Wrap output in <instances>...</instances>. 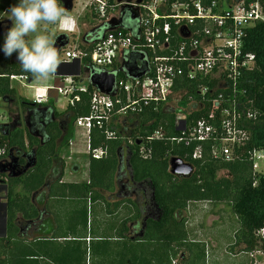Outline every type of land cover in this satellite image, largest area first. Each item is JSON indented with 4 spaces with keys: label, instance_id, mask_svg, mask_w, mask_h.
Listing matches in <instances>:
<instances>
[{
    "label": "built area",
    "instance_id": "obj_1",
    "mask_svg": "<svg viewBox=\"0 0 264 264\" xmlns=\"http://www.w3.org/2000/svg\"><path fill=\"white\" fill-rule=\"evenodd\" d=\"M123 7L138 19V24L126 32L120 22ZM85 8L98 25L116 20L114 27L95 42L61 50L62 66L78 60L89 66V78L93 72L116 76L115 94L102 93L92 86L88 114L75 119L74 126L87 132L88 154L95 159L108 155L107 146H91L94 128L100 129L107 140L116 139L119 131L112 127L113 120L140 115L152 104L156 108L171 106L177 93H183L175 103L179 110L176 125L183 128L180 134L168 137L157 129L148 140L168 137L177 144H194L192 158L197 160L202 158L203 144L208 141L214 157L231 158L235 148L250 139L244 122L256 119L257 111L248 105L253 102L247 100L246 83L256 67V55L246 49V36L256 23L264 22V0H88ZM63 32L72 33L73 23L65 21ZM57 77L63 78L62 86L35 87L32 101L46 103L49 89H54L67 96L73 106L80 100L76 91H88L89 78L87 85L76 86L75 75ZM10 78L29 81L23 74ZM186 84L202 99L187 96ZM207 97L208 111L187 119L188 112L203 109ZM182 102L188 107H179ZM263 150H254V168L264 157ZM150 152L143 143L140 155L147 158ZM256 237L260 246L249 254L252 264H261L258 255H264V227Z\"/></svg>",
    "mask_w": 264,
    "mask_h": 264
},
{
    "label": "trees",
    "instance_id": "obj_2",
    "mask_svg": "<svg viewBox=\"0 0 264 264\" xmlns=\"http://www.w3.org/2000/svg\"><path fill=\"white\" fill-rule=\"evenodd\" d=\"M12 5V0H0V19ZM120 22L122 25V20ZM123 27L125 32L132 28ZM111 28L110 21L103 22L87 32L84 40L87 43L95 42ZM246 49L256 55V67L249 72L246 87L247 100L253 102L248 105L257 111V117L244 122L251 137L244 145L235 148L231 158L214 157L211 150L212 143L208 141L203 144L202 158L194 160L192 158L194 144L185 146L168 138L180 134L176 125L179 110L163 105L156 108L152 104L140 115L128 117L134 120L135 127L127 138L123 134L121 137L119 132L118 138L107 140L100 129L92 130L91 146L93 148L107 146L108 155L102 159H95L90 154V182L67 184L71 192L80 197H88L93 189L116 191L117 177H122L121 172L125 166L123 161L120 162V154L124 148H127V167L133 182V189L129 194H134L135 199L127 198L126 201L135 206L136 213L123 224L126 228L129 221L140 219L144 228L141 238L143 242L154 238L167 237L170 241H174L185 237L184 213L190 204L202 201L212 204L226 203L237 218L239 228L234 236L232 250L240 247L241 251L249 253L257 249L260 243L256 232L264 227V173L255 170L252 154L254 150L264 149V22H258L248 30ZM14 74L27 75L29 80L33 81L32 75L22 70L20 62L11 61L10 57L2 54L0 107L7 108L8 123L0 124V150L3 151L0 154V163L9 160L11 155L19 157L20 163H24L23 155L32 153L36 163L20 177L1 175L7 187L8 208L7 236L0 237V264H31L30 259L12 261L13 258L10 257L13 254L12 244L17 243L15 239L18 213L25 211L26 207L31 205V194L46 183L54 160L58 157L60 142L65 140L68 143L72 139L75 119L88 114L90 92L93 87L88 84L87 92L76 91L80 95V100L73 106L68 104L63 113L56 110L57 97L53 96V92L57 93V91L54 89H49V99L43 104L23 98L20 102L23 113L32 112L28 126L25 128L20 125L19 116L13 117L11 109H8V105L15 99L16 90L11 86L10 78ZM57 79L59 78L54 76V85ZM186 85L187 96L192 95L202 99L192 86ZM203 103V109L188 112L187 119L204 115L209 109L208 97ZM59 117L62 118L61 124L57 120ZM61 127L64 130L67 128L69 134ZM157 129H162L168 137L148 140ZM143 143L151 150L147 158L140 155V147ZM172 157H179L190 163L194 169L192 175L182 177L172 174L169 165ZM221 170L228 171V175L217 178L216 174ZM98 196L97 193L93 195L94 198ZM35 214L37 211L32 210L31 217ZM140 264H149L148 258L145 257Z\"/></svg>",
    "mask_w": 264,
    "mask_h": 264
},
{
    "label": "crops",
    "instance_id": "obj_3",
    "mask_svg": "<svg viewBox=\"0 0 264 264\" xmlns=\"http://www.w3.org/2000/svg\"><path fill=\"white\" fill-rule=\"evenodd\" d=\"M16 1L12 0V6ZM7 12L8 10L5 12V16L8 19ZM65 21L68 24L75 23L76 26V22L72 20L71 16ZM82 42L87 44L84 39ZM66 48L68 50L72 48L71 38ZM2 49L3 43H0V56L4 54ZM14 56H17V53H13L10 57L11 61H13ZM65 67L86 70L85 64H80L78 60L72 64L60 66L58 72L61 73V69ZM53 85L54 77L42 87ZM58 102L59 98L55 100L56 110L63 113L66 110V105L64 109H60ZM57 120L61 124L62 118L59 117ZM62 130L69 134L67 128L65 130L62 128ZM79 134L76 133V135ZM59 150L60 146L58 147V157L54 160V165L48 174L46 183L31 194V205L27 206L25 211L18 213L15 239L17 243L12 244L13 254L10 256L13 258L12 261L30 259L31 264H140L147 257L149 264H214L219 262L221 250L228 257H239L243 253L248 254V252L239 251V247L234 250L228 249V246L233 245L231 243H234L235 238L227 239L225 243H221L222 240L217 237L223 230L221 227H189L187 213H184L186 217L185 237L177 238L174 241H170L165 237L143 242L144 240L141 238L143 237L144 228L141 226L140 219L129 221L126 228L123 224L126 219L132 218L136 213L135 206L126 201L127 198L135 199L134 194H129L133 189V182L131 175L128 178L127 174V170H129L127 167V148H124L120 154V162L123 161L125 166L121 172L122 177H117L116 180L117 187L120 185L121 189L115 198L111 194L116 191L107 192L101 189H93L88 197H80L72 193L67 184H88L90 182V159L88 156L90 154L86 152L88 158L84 163L85 176L81 180H76L75 175L69 170L66 157L63 154L61 157L59 156L61 154H59ZM78 151L80 150L73 149L71 153L77 154ZM69 159L70 156H68ZM80 169L81 165L76 164L74 170L80 172ZM6 190L5 181L0 182V207L3 206V210L0 209V237L7 236L8 205ZM96 193L99 195L98 198L93 197ZM104 193L109 195L106 196ZM121 193H125V195L121 196ZM63 200L65 202H83L81 204L82 210L77 206H72L69 210L70 214L68 216L73 217L74 214L77 216V222L71 228L69 224L68 228L65 225L61 227L56 217V214H60L62 207L60 205ZM201 203L204 202L201 201ZM206 203L209 202L203 204L205 208L207 207ZM84 204L86 207H84ZM89 206L91 207V213L97 214V225L94 226L95 228L83 229L84 227L80 228L82 224L85 221L87 224L89 222ZM32 210L37 211V214L31 217ZM105 218L108 219L106 223L103 222ZM109 223L110 227L106 225ZM79 229H82V231L78 232ZM209 256L210 261L208 262L206 258ZM252 261V258H250L244 264H252Z\"/></svg>",
    "mask_w": 264,
    "mask_h": 264
},
{
    "label": "rangeland",
    "instance_id": "obj_4",
    "mask_svg": "<svg viewBox=\"0 0 264 264\" xmlns=\"http://www.w3.org/2000/svg\"><path fill=\"white\" fill-rule=\"evenodd\" d=\"M20 0H17L14 5L19 4ZM88 3V0H75L74 2V8L72 12L68 13V18L71 16L72 20H75L76 26H75V31L74 33H67V35L71 38V46H74L76 44H79L81 47H84L83 41V36L85 33L89 32L91 29L96 27L98 24L97 20H95V17L92 15L89 11V8H85V5ZM6 18V16L4 15ZM49 28L51 32L55 34V39L58 34L63 33V27L59 28L57 26H48V25H42V28ZM5 37L0 38V43H4ZM64 57V53H61L60 58L62 59ZM3 66H5L2 63ZM62 74H67V75H75L76 77L73 78L75 85L76 86H81V85H87L88 84V78L89 74L87 71L84 69H78L76 67H65L61 69ZM61 74V75H62ZM59 78V77H58ZM62 80L63 78L57 79L56 86H62ZM50 82V80L48 81ZM46 83H38L36 81H26V80H11V86L15 88L16 93H15V99L14 101L8 105V109H11V115L13 117H18L21 120V126L25 127V114L22 111V107L20 106V102L22 101L23 98L28 99V100H33L36 92V88L38 86L45 85ZM36 87V88H35ZM181 95L183 93H177L174 95L172 99L171 106L172 108L177 109V106H175V103L178 99H180ZM53 96L57 97L56 100L59 98L58 102V107L60 109H64L65 105L67 107L68 103V97L62 95L57 91L53 92ZM1 103V102H0ZM2 106V105H1ZM179 107L181 108H187L188 104L187 102H182L179 104ZM7 108L5 107H0V124L2 123H8V117H7ZM193 111V110H192ZM133 119V118H132ZM19 120V121H20ZM134 120H131L130 118H124L120 117L115 120H113L112 127L117 129L125 138L130 134L131 130L135 127ZM78 132L79 135H76ZM63 141V140H62ZM76 149L80 150L78 151L77 154L71 153V150ZM87 132L83 130L82 128H77L74 127V135H72V140L71 142L69 141L66 143L64 140L61 142L60 145V150H59V156L63 154L68 162V167L69 170L71 171L72 174L75 175L76 180H81L85 176V161L87 160ZM264 154V150L261 152ZM66 154V155H65ZM68 156H70V159L68 160ZM89 156V155H88ZM84 161V162H83ZM81 165L80 172L78 170L75 171L74 168L76 164L78 163ZM257 165L258 167H255V170H257L260 173H264V157L259 158L257 160ZM128 178L130 177V172L127 170ZM228 175V171L226 170H221L218 171L216 176L217 178H220L222 176ZM0 180H2V177L0 176ZM127 184V183H126ZM121 189V186L119 185L117 187V190L114 194H111L114 198L116 197L117 194H119V190ZM129 189V188H128ZM106 196L109 195L108 193H104ZM125 195V193H121V196ZM83 202L80 201H67L65 202L63 200V203L60 205L61 210L60 214L57 215L56 217L58 218L61 227L66 226L73 227L75 226V223L77 222V216L74 214L73 217L71 215L68 216L69 210L71 209L72 206H77L79 207L80 210H82ZM202 204V205H201ZM197 202V203H192L190 204L189 208L186 210L185 213L187 218H188V226L189 227H198V226H213V227H221L223 230L219 235L217 236L220 238L222 241L221 243H225V240H231V238H234L235 231L239 228V223L237 218L233 215L232 211L230 210V207L226 203H218V204H210L206 203L207 207L205 208L203 206L204 203ZM63 205H65L63 207ZM84 207L85 204H84ZM95 209V207H94ZM91 207L89 206V222L85 221L80 228L86 229V228H91V227H96L97 225V214L91 213ZM212 215V216H211ZM74 218V219H73ZM76 218V220H75ZM115 220V219H114ZM93 221V222H92ZM108 221L107 218L103 220L104 223ZM108 227H110V223L106 224ZM94 227V228H95ZM82 229H79L78 232H81ZM233 244V243H231ZM232 248V246H228V249ZM238 248V247H236ZM235 249V248H234ZM241 248L239 247V251ZM221 253L219 254V262L214 263V264H244L245 261L248 262V260L251 258L249 257L248 254H241L239 257H228L227 255H224L222 252L223 250L220 251ZM208 259V260H207ZM258 259L261 264H264V255L259 256ZM206 260L209 262L210 261V256L206 258ZM204 262V260H203ZM200 263V261H198Z\"/></svg>",
    "mask_w": 264,
    "mask_h": 264
},
{
    "label": "clouds",
    "instance_id": "obj_5",
    "mask_svg": "<svg viewBox=\"0 0 264 264\" xmlns=\"http://www.w3.org/2000/svg\"><path fill=\"white\" fill-rule=\"evenodd\" d=\"M6 14L13 26L5 37L2 49L4 55L11 57L17 53L24 72L30 73L38 83L48 82L57 74L62 61L55 46V34L49 28H42V25L62 28L68 18V11L60 0H20ZM137 24L138 19L133 18L130 11L124 14L123 26L133 27Z\"/></svg>",
    "mask_w": 264,
    "mask_h": 264
},
{
    "label": "water",
    "instance_id": "obj_6",
    "mask_svg": "<svg viewBox=\"0 0 264 264\" xmlns=\"http://www.w3.org/2000/svg\"><path fill=\"white\" fill-rule=\"evenodd\" d=\"M141 0H138L140 2ZM74 2L75 0H60V3L63 7L68 11V13L72 12L74 8ZM133 18L136 17V14L131 15ZM112 28L114 27L116 20L110 21ZM12 26V21L10 19H6L3 21H0V38L3 36H6L8 30ZM69 44V37L66 33L58 34L56 37V47L59 50V53H61V50L65 48ZM62 66V64L60 65ZM62 73L57 72V75H61ZM131 74V73H130ZM133 76H139L136 74H133ZM116 76L114 74H108L106 72H93L90 75L89 82L90 84L97 88L100 92L106 93L108 95H114V84H115ZM31 82V80H29ZM182 127H179L178 130H182ZM36 163L35 156L33 158L28 159V161L22 165L20 163L19 157H14L11 155L9 157V160L5 162L0 163V174L1 173H9V177H20L24 173H26L31 167H33ZM170 165V172L177 176L182 177H188L191 176L193 173V166L190 163L184 162L179 157H172L169 161ZM21 166V167H20ZM3 179L0 180V182L3 183Z\"/></svg>",
    "mask_w": 264,
    "mask_h": 264
},
{
    "label": "flooded vegetation",
    "instance_id": "obj_7",
    "mask_svg": "<svg viewBox=\"0 0 264 264\" xmlns=\"http://www.w3.org/2000/svg\"><path fill=\"white\" fill-rule=\"evenodd\" d=\"M126 10H128L127 7H123V8H122V10H121V12H120V15L122 16V18H123V16H124V14L127 12ZM128 11H129V10H128ZM6 19H7V18L3 17V18L0 19V21L6 20ZM86 34H87V33H85V35L83 36V39H84V37L86 36ZM57 36H58V35H57ZM12 60H13L14 62H19L18 59H17V56H14ZM85 68H86L85 71L88 72V70H89V66H85ZM30 115H32V112H31L30 114H25V126H28L27 124H28V121H29ZM19 120H20V119H19ZM19 122H20V125H21V120H20ZM29 124H31V123L29 122ZM31 126H32V124H31ZM31 126H30V127H31ZM32 151H34V150H32ZM29 157H30V158H33V157H34V153H32V154H24V155H23L24 163H21V164L24 165V164L28 161ZM20 167H21V166H20ZM2 174H6V177H9V173H1L0 176H1ZM0 209L3 210V206L0 207Z\"/></svg>",
    "mask_w": 264,
    "mask_h": 264
}]
</instances>
